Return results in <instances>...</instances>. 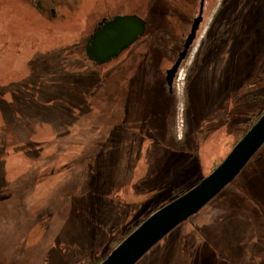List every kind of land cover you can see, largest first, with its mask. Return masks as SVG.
<instances>
[{"label": "rangeland", "instance_id": "1", "mask_svg": "<svg viewBox=\"0 0 264 264\" xmlns=\"http://www.w3.org/2000/svg\"><path fill=\"white\" fill-rule=\"evenodd\" d=\"M196 4L0 0V264H82L193 187L250 127L264 108V0H205L170 91ZM131 12L144 34L104 63L85 59L78 43L100 16ZM223 116L193 154L190 129ZM263 160L264 142L136 264H264Z\"/></svg>", "mask_w": 264, "mask_h": 264}, {"label": "water", "instance_id": "2", "mask_svg": "<svg viewBox=\"0 0 264 264\" xmlns=\"http://www.w3.org/2000/svg\"><path fill=\"white\" fill-rule=\"evenodd\" d=\"M203 6L204 0H200L198 15L191 22L182 49L178 52L176 60L166 69L165 80L170 91L176 71L196 37L202 21ZM144 32L145 20L139 15H116L87 41V56L98 63H104L118 56ZM263 142L264 111L205 177L170 202L152 211L99 264H136L158 241L199 211L229 183Z\"/></svg>", "mask_w": 264, "mask_h": 264}, {"label": "crops", "instance_id": "3", "mask_svg": "<svg viewBox=\"0 0 264 264\" xmlns=\"http://www.w3.org/2000/svg\"><path fill=\"white\" fill-rule=\"evenodd\" d=\"M160 89L162 90V87H160ZM134 90H135V88H134ZM156 92H159L158 90H157V88H156ZM162 93H164L163 91H161ZM160 93V92H159ZM161 94V93H160ZM166 95L167 94H165V96H164V98H166ZM189 97V96H188ZM167 100L168 99H166V102H167ZM190 100V102H189V106H191V105H193V100L190 98L189 99ZM222 103V102H221ZM124 103L122 102V105H123ZM135 104H136V102H135V97H133V99H131L130 100V105H129V108L127 109V113H128V117H129V121H134V119H132V117L134 116V115H137V110H136V107H135ZM222 104H220V106H221ZM201 107L202 106H200V109H201ZM141 115H143V114H141ZM223 115V114H222ZM224 118H226L225 116H223L220 120H208V121H205V122H203V124L201 125V124H198V125H195V127H192L193 125H194V123H191V129L190 130H192L193 131V134H192V136L191 137H185L186 138V140L185 141H183V143L184 144H186V143H188V142H192V144L194 145V148H193V154H197V149L199 148V144H200V142H202L203 143V141H204V138H206L207 136H208V134H210L211 133V131L214 129V128H218V127H220V126H223V127H225V125H224V122H222V121H224ZM136 119V118H135ZM202 123V122H201ZM226 128V127H225ZM233 131V130H232ZM236 132H239V130H237ZM189 135H190V133H189ZM202 146V145H201ZM201 146H200V148H201ZM179 150V149H178ZM198 162H200L199 161V157L196 159V163H198ZM262 167V171L264 172V160H263V166H261ZM259 168H255L252 172H257V170H258ZM232 197H237V194L236 193H234V192H231V193H228L227 195H226V197H225V199L223 200V199H220L219 198V200H217V202H215V205H214V208H216V207H219L221 204H222V202L224 201V203H225V201L226 200H228V199H230V198H232Z\"/></svg>", "mask_w": 264, "mask_h": 264}, {"label": "trees", "instance_id": "4", "mask_svg": "<svg viewBox=\"0 0 264 264\" xmlns=\"http://www.w3.org/2000/svg\"><path fill=\"white\" fill-rule=\"evenodd\" d=\"M81 47L82 48V53L84 54L85 59L90 60L87 55L84 53L83 51V42H79L78 43V48ZM69 49V47H68ZM70 56V55H69ZM90 62L94 63V64H98L95 61H91ZM264 111V108L256 113V115H254L251 119V123L250 126L252 125L253 122L256 121V119L261 115V113ZM185 191V190H184ZM182 191V192H184ZM182 192L178 193V195H180ZM143 221V220H142ZM142 221L138 222L132 229L131 231L138 225L140 224ZM130 233V232H129ZM128 234V233H127ZM125 234L123 237L121 238H116V239H112L109 243V246L106 248H96L93 251H91L89 254H86V256L83 258V263L82 264H99L105 257L106 255L117 245L119 244L127 235Z\"/></svg>", "mask_w": 264, "mask_h": 264}, {"label": "flooded vegetation", "instance_id": "5", "mask_svg": "<svg viewBox=\"0 0 264 264\" xmlns=\"http://www.w3.org/2000/svg\"><path fill=\"white\" fill-rule=\"evenodd\" d=\"M199 3H200V0H198V4H196V6H195V10H194V14H193V17H191L192 18V20H193V18L195 17V16H197L198 15V12H199ZM37 5L39 6V7H41V5L39 4V3H37ZM204 6H205V0H204ZM204 6H203V11H204ZM203 11H202V19H203ZM128 14H135V13H128ZM123 15V14H122ZM116 16V14H113V13H110V14H107V15H102V16H100V18L94 23V26H93V30H92V32L85 38V40L83 41V51H84V53L87 55V53H86V49H85V44L87 43V41H89V39L91 38V36L96 32V31H98V30H100V29H102V27H103V25L104 24H106V23H108L109 21H111L114 17ZM142 16V15H141ZM143 17V16H142ZM144 18V17H143ZM146 20V19H145ZM192 22V21H191ZM201 23V22H200ZM191 26V25H190ZM200 26V25H199ZM145 29H146V26H145ZM188 33V32H187ZM187 33H186V35H187ZM184 39H185V33H184V37H183ZM123 52V51H122ZM122 52H120V53H122ZM120 53L118 54V56L120 55ZM118 56H116V57H118ZM88 57V56H87ZM92 61H94V60H92ZM95 62H97V61H95ZM98 63V62H97Z\"/></svg>", "mask_w": 264, "mask_h": 264}, {"label": "built area", "instance_id": "6", "mask_svg": "<svg viewBox=\"0 0 264 264\" xmlns=\"http://www.w3.org/2000/svg\"><path fill=\"white\" fill-rule=\"evenodd\" d=\"M179 68V67H178ZM178 70V69H177ZM177 72V71H176ZM176 75V74H175ZM175 77V76H174ZM174 80V79H173Z\"/></svg>", "mask_w": 264, "mask_h": 264}]
</instances>
